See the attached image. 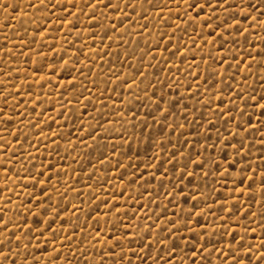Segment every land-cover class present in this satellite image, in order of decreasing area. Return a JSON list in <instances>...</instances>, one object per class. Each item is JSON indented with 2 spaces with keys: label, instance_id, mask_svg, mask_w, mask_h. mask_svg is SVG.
Here are the masks:
<instances>
[{
  "label": "rangeland",
  "instance_id": "obj_1",
  "mask_svg": "<svg viewBox=\"0 0 264 264\" xmlns=\"http://www.w3.org/2000/svg\"><path fill=\"white\" fill-rule=\"evenodd\" d=\"M38 2L0 0V164L10 169L5 176L0 168V209L5 210L3 221H12L7 229L0 224V241L5 242L0 264H11L13 258L16 264H100L101 259L103 264H162L161 256L164 264H231V255L224 259L229 246L241 257L251 246L255 264L264 253L259 247L264 204L252 205L255 219L243 208L229 215L228 208L252 203L247 193L233 190L231 179L249 161L236 162L237 154L230 146L222 150L216 135L230 138V128L239 133L232 144L244 137L258 179L264 116L248 96L264 93V57L256 52L264 49L256 39L264 37V16L253 12L255 23L237 17L247 33L233 45L236 32L215 39L218 21H210L215 32L204 24L212 9L189 10L193 0H170L162 9L129 0L136 3L135 11L120 0L117 11L101 5L95 9L98 15L91 16L89 9L81 11L82 0H72L75 8L69 0H54L63 6L55 9L49 0H44L46 6H28ZM215 11L221 18L227 15ZM226 37L229 42L221 48ZM160 94L175 103L166 118L154 103ZM209 122L215 125L211 138L206 137ZM173 152H183L185 158L200 153L204 167L196 169L191 184L171 172L161 179L171 170ZM233 162L235 169L229 166ZM38 171L44 174L34 189ZM39 181L50 193L41 201L50 211L36 225L41 217L32 215L37 211L33 205L43 195ZM29 193L34 195L29 198ZM255 196L260 200L259 185ZM166 220L174 222L168 228L179 226V231L171 236L167 228L161 231L157 225ZM117 237H123V248L115 246Z\"/></svg>",
  "mask_w": 264,
  "mask_h": 264
},
{
  "label": "snow or ice",
  "instance_id": "obj_2",
  "mask_svg": "<svg viewBox=\"0 0 264 264\" xmlns=\"http://www.w3.org/2000/svg\"><path fill=\"white\" fill-rule=\"evenodd\" d=\"M49 2L52 4V8L55 9L56 7H63L62 4L54 2V0H49ZM143 2L148 3L149 7H152L154 9H162L163 7H167V5L170 3V0H141V4ZM69 3L71 5L72 8L76 7V4L72 2V0H69ZM185 3H187V0H185ZM103 6V8L105 10H112V11H117L120 7V0H116V2H114V0H95V2H93V0H82V9L83 8H87L89 9V13L88 15H98L97 13H95V9L99 6ZM29 7H36L39 8L40 6H46L44 3V0H39L38 4H32L29 3L28 5ZM136 3L135 2H129V0H124V7L128 8L131 7L132 11H135L136 8ZM19 7V4H15L13 5V9L15 10L16 8ZM193 7H199L200 11H204V9L207 8H211L212 9V15L204 18V24H206L209 29L211 30V32H215V28H219L220 32L216 33L215 39L220 40L221 35L224 32H228L229 36H231L232 31L234 30L236 32V38L232 39V44L236 45L237 44V38L240 36H246L247 33V29H241L240 27V19L242 20H248L251 17L252 23H255L257 17L252 16L253 12H257L259 15L264 16V0H256V3L254 4H250L249 0H193V2L191 4H187V8L189 10H191V8ZM216 9H220L222 12H225L227 15L223 18H221L219 16V14L216 13ZM65 11H67V9H64ZM162 11L158 12V15H162ZM199 13H197L198 15ZM237 17H239L240 19H237ZM126 19H131V17H125ZM217 20V24L215 26V28L212 27L210 21L211 20ZM71 23V22H69ZM146 26V25H145ZM261 31H264V25L260 26ZM115 30V26L113 25V31ZM210 32V34H211ZM44 33L41 32V35H43ZM105 35H107V33H105ZM109 39H111V37H109ZM161 39H163V37H161ZM257 40H259L261 43H264V37H259L256 38ZM8 38L5 37V42L7 43ZM170 42V41H169ZM207 43V41H205ZM229 42L228 38H224L223 40H221L220 43V47L223 48L225 44H227ZM159 46V45H157ZM176 51L179 52L180 49L176 48ZM257 55H260L262 57H264V49L262 48H257L256 50ZM252 53L249 52V56H251ZM194 59V58H193ZM233 59H235V57H233ZM167 62V61H166ZM51 67V66H49ZM189 67H192V65H189ZM260 67L262 69H264V61L261 62ZM179 70V69H178ZM143 76V74H141ZM191 87V85H189V88ZM241 95H243V93H240ZM153 95H156L155 91H153ZM5 99V104L4 107H7V97H4ZM249 100H252L254 102V105H259L260 108V114L261 116H264V103H261V101H264V93H262L258 98L257 96L253 93L252 95L248 96ZM217 100L220 101V103H223V100L221 97H217ZM160 102H163L164 104L168 105L170 104L171 107H162ZM154 103L157 104V108L160 111L161 115L167 116V113L171 111L172 107H175V103L167 100L165 98L164 94H160L158 97V100L155 101ZM3 109H0V112H2ZM228 112V109H225L223 111L220 112L221 116H224L225 113ZM243 114V113H241ZM148 115H151V113H149ZM228 120H231L232 117L229 114L228 115ZM4 122L7 124H11V117L10 116H5ZM153 122L155 123V119L153 120ZM227 122V120L225 121ZM251 122V117H249V124ZM167 126V125H166ZM241 130L245 133H247L248 129L244 128L243 125H238ZM177 127H179V125H177ZM215 127L214 124H212L211 122L208 123V127L206 129V137L207 138H211V129ZM260 127H264V123H260ZM7 131V130H6ZM143 131V130H142ZM163 129H161V133H162ZM252 131H256V127L252 126ZM229 132V137H221V135L219 133H217L216 135V139L221 141V145H222V150H226L227 147H231L233 152L237 154L239 160H237L236 162L242 161L247 159L249 162L246 164H242L241 168L239 170H237L235 172L234 175H232L231 179L233 181V190L235 192H238L240 195H244L245 193H247L252 201L251 204H248V206L245 208L244 204H240V207H236L235 210L233 211L232 208H228V213L229 215H235L236 213H239L241 211V209H244V214L247 215L249 212H252V218L255 219V216L257 215V213L252 211V205L253 204H264V153H261V155L259 156V159L261 160V164L259 165V178L257 179V169L253 167V164L255 163V160L251 159L250 156V146L246 148L245 143H244V137H241L240 141L237 144H232L231 141L236 139V136L239 135V133H233L232 130L229 128L228 129ZM54 136L56 134H53ZM148 135L151 136L152 132L150 130V126H149V132ZM16 137L14 136L13 139H15ZM184 143H188L187 140L184 141ZM261 146L264 147V138L261 139ZM0 147H3L2 145H0ZM205 147H208V145H205ZM214 147V145H213ZM200 153L196 152L193 153L191 155H188L185 158V154L183 152H173L171 157L169 158L168 162L171 165V170H165L162 174L161 179L165 178V177H169L170 176V172L172 176H176L178 181H182L185 177L189 178V184L192 183L191 177L197 175L196 169L198 168H203L204 167V162L202 160L199 159ZM179 157V161L180 163H177V159ZM155 158V157H154ZM161 163L163 164V161H161ZM214 163L217 164V171H219V162L218 161H214ZM189 164H191L193 166V170L191 172H189L188 166ZM231 168L235 169L236 168V163L233 162L229 165ZM0 168H4V172H5V176L7 175V172L10 170L6 164H0ZM49 168H51V165H49ZM157 171H159V168H157ZM251 172V174L249 175L248 172ZM43 172H37V174L33 177V188L35 189V181L38 180V177L40 175H43ZM204 176H207V173H203ZM225 175H227V172H225ZM51 177L49 176V179ZM153 179H155V176L152 177ZM7 183V182H6ZM41 188L40 191L41 193H43L42 197L36 198L35 200V204L33 205L34 207L37 208V211L35 213H32L33 216H39L41 217V219L39 220H35L34 223L36 225H40L43 222V217L46 216L48 214V212L50 211V209L43 204L41 201L42 200H47L50 196L49 192H45L43 185L45 184V181H39ZM239 185H244L243 188L239 187ZM257 185H259V189H260V200L256 199L255 193L257 191ZM6 186V184H5ZM181 187H183L184 185H180ZM173 187L175 188L176 185H173ZM224 187H227V185L225 184ZM199 192V187H197L196 189ZM213 191H215V189H213ZM123 193H121L122 195ZM174 194V193H173ZM29 198H31L34 193H29ZM203 195V193H201V196ZM231 195V193L229 194ZM193 201H195L196 197H192ZM227 200V198H225ZM105 203H107V201H105ZM236 203H239V200H236ZM227 205L224 204L221 206V211L224 210V208ZM197 207V205L194 203L193 204V208L189 209V215L194 213L195 208ZM4 209H0V224H2V226L7 229L8 228V224L11 223L12 221H3V213H4ZM26 211H31V209H27ZM119 211V210H117ZM59 213H54V215H58ZM195 215L199 216L200 213H195ZM259 215L262 217V223H264V211H261L259 213ZM157 219H160L159 216H157ZM169 224H174L173 221L171 220H166L163 222L162 225H157V227H159L161 229V231H164L167 228V235L171 236L173 231H179V226H175L173 228H168ZM50 227V225H47L45 227L44 230H47V228ZM146 230L148 231V234L151 235L150 229L148 228V226H145ZM31 226H29V231H31ZM253 233H255V229L252 230ZM12 235H15V233H12ZM100 233L97 232V236H99ZM125 235H127V233H125ZM262 235H264V229H262ZM167 238V237H166ZM234 238V237H233ZM123 239V237H117V242L115 246H119L121 248H123V245L120 243V241ZM129 239H131V237H129ZM16 240L19 241L20 237H16ZM9 244L11 243V241L8 242ZM5 244L4 241H0V247H3ZM173 244L174 246H178L175 243V240H173ZM239 246L241 248L244 247V241H243V237H241L240 242H239ZM260 248H264V240L261 241ZM114 250V249H113ZM202 250H203V246H202ZM141 251H143V249H141ZM212 252L217 251V249L212 248L211 249ZM133 255H135V252H133ZM175 255V253H171L168 256V259L171 260V257ZM231 255V264H252V249L251 246H249L247 248V250L244 253V257H241V255L239 253H233L232 252V248L231 246H229V253L225 254L224 259L227 260L228 256ZM246 257V258H245ZM5 260L8 259V255L4 254L3 257ZM193 258H195V253L193 254ZM145 259H150L149 257H145ZM162 264H164V257L161 256L160 257ZM264 260V253H261V255L256 259L255 264H261V261ZM11 264H16L15 259L13 258L11 260ZM100 264H103V259H101ZM128 264H132L131 260L128 261ZM142 264V262H141ZM201 264H203V261H201ZM221 264H223V262H221Z\"/></svg>",
  "mask_w": 264,
  "mask_h": 264
}]
</instances>
